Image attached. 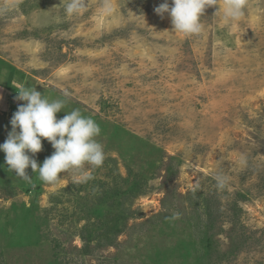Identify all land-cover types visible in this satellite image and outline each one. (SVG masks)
Here are the masks:
<instances>
[{
    "label": "rangeland",
    "instance_id": "1",
    "mask_svg": "<svg viewBox=\"0 0 264 264\" xmlns=\"http://www.w3.org/2000/svg\"><path fill=\"white\" fill-rule=\"evenodd\" d=\"M66 2L0 0V143L36 87L99 125L106 158L48 185L0 151V264H264V0L231 24L206 8L190 38L164 0Z\"/></svg>",
    "mask_w": 264,
    "mask_h": 264
},
{
    "label": "clouds",
    "instance_id": "2",
    "mask_svg": "<svg viewBox=\"0 0 264 264\" xmlns=\"http://www.w3.org/2000/svg\"><path fill=\"white\" fill-rule=\"evenodd\" d=\"M247 6L248 0H171V4L164 0L154 11L161 19L165 14L170 17L172 32L190 38L202 34L201 17L206 8L216 7L215 13H219L226 24H231L241 20ZM86 9L87 0H67L64 3V13L69 18ZM113 11L111 0H104L101 14L111 15ZM14 99L26 103L18 105L10 120L11 131L0 143L7 169L29 183L32 182V176L26 171L29 166L38 174L39 180L48 185L57 183L60 174L68 172L74 173L73 184H85L92 179L87 169L102 166L106 158L102 144L96 139L101 132L99 125L79 109L65 111L66 115L58 119L56 114L64 110L66 101H49L36 87L17 89ZM42 139L51 144L54 152L38 165L34 157L43 149ZM214 179L218 190L226 188V176L217 174Z\"/></svg>",
    "mask_w": 264,
    "mask_h": 264
}]
</instances>
